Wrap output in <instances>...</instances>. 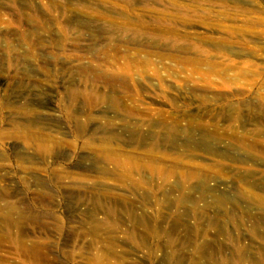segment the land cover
I'll list each match as a JSON object with an SVG mask.
<instances>
[{"label": "rangeland", "instance_id": "374dc122", "mask_svg": "<svg viewBox=\"0 0 264 264\" xmlns=\"http://www.w3.org/2000/svg\"><path fill=\"white\" fill-rule=\"evenodd\" d=\"M0 264H264V0H0Z\"/></svg>", "mask_w": 264, "mask_h": 264}, {"label": "bare ground", "instance_id": "6f19581e", "mask_svg": "<svg viewBox=\"0 0 264 264\" xmlns=\"http://www.w3.org/2000/svg\"><path fill=\"white\" fill-rule=\"evenodd\" d=\"M12 2H13V0H12ZM21 123L23 124V125H25L27 122H28V120H26V119H23V117H21ZM23 120H26V121H24V122H22ZM21 123H18V124H21ZM136 142H145V138H143L142 136H140L139 135V137L137 138V141ZM38 186H41V187H43V185H38ZM81 200H86V199H83V198H81ZM98 199L97 198H95L94 199V201H97ZM11 207H13L12 208V210L15 208L16 209V207L13 205V206H11Z\"/></svg>", "mask_w": 264, "mask_h": 264}]
</instances>
